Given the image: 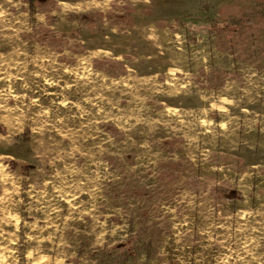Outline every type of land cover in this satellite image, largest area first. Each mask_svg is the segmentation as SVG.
<instances>
[{
	"label": "rangeland",
	"instance_id": "1",
	"mask_svg": "<svg viewBox=\"0 0 264 264\" xmlns=\"http://www.w3.org/2000/svg\"><path fill=\"white\" fill-rule=\"evenodd\" d=\"M0 264H264V0H0Z\"/></svg>",
	"mask_w": 264,
	"mask_h": 264
},
{
	"label": "trees",
	"instance_id": "2",
	"mask_svg": "<svg viewBox=\"0 0 264 264\" xmlns=\"http://www.w3.org/2000/svg\"><path fill=\"white\" fill-rule=\"evenodd\" d=\"M122 245H124V244H118V247H120V246H122Z\"/></svg>",
	"mask_w": 264,
	"mask_h": 264
}]
</instances>
